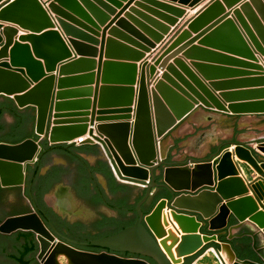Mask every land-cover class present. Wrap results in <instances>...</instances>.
Wrapping results in <instances>:
<instances>
[{"label": "water", "instance_id": "1", "mask_svg": "<svg viewBox=\"0 0 264 264\" xmlns=\"http://www.w3.org/2000/svg\"><path fill=\"white\" fill-rule=\"evenodd\" d=\"M222 1L227 2L213 0L189 22L188 29L202 23L215 9H220ZM23 2L31 3L40 12L45 18L46 25L33 26L17 16L14 11ZM57 2L63 3V0ZM250 2L256 5L264 20V1ZM49 9L58 16H67L54 4H49ZM241 9L248 14L264 42V29L253 13L249 12V5L242 4ZM234 16L251 42L261 49L238 10L234 11ZM0 20L18 24L36 33L42 32L43 26L48 27L51 24L48 11L39 0H14L1 5ZM61 25L67 33L69 27L62 21ZM225 25L233 27L231 20L222 26ZM185 32L183 30L174 41ZM14 34L15 30L12 27H4L0 23V43L3 42L0 47L1 185L4 187L25 185L30 165L32 172L40 175H46L51 171V191L44 199L45 204L51 206L55 213L67 216L71 221L80 219L88 221L98 213L117 216L124 207L130 210V215H134V211L136 219L133 224L115 233L90 241V245L105 250L100 253L78 251L74 245L79 242L67 237H63L65 241H58L52 234H46L40 227L41 218L36 212L9 217L0 224V232L11 233L23 228H33L38 233L46 234L47 239L40 237V257L49 254L51 264H174L163 249L160 239L169 234L166 226L170 224L180 232L175 222L180 225L183 232L177 247V255L184 257V260L179 264H194L209 250H214L221 262L227 264L222 257L221 248L223 243L232 245L231 238L227 236V232L233 226L230 225L232 219L244 224L248 218L264 232V192L259 191V187L264 184V159L260 155L264 153V141L259 142L256 147L234 143L233 149L225 151L219 159L213 157L206 160L193 159L186 164H170L160 156V139L183 120L196 104L201 102L206 107L229 110L216 100H212L213 103L206 101L180 78L186 86V89L182 88L168 74H164L162 80H158L155 87H152L155 67L161 64L169 47L154 60V64L149 62L142 64L140 78L138 65L135 63L132 65L134 73L129 83L120 87L102 88V91L118 89L124 92L126 97L121 103L100 105L99 108L108 111H100L98 119H95L93 111L91 120L78 117L65 121L62 112L66 103L60 101L64 93L57 92L54 97L53 76H45L36 82L24 67L12 65L9 58L10 48L15 42ZM47 37H54L64 44L58 31L26 35L19 39L32 44L34 53L44 60L47 70L50 71L54 62H50L39 50L40 40ZM250 60L257 62V58L253 56ZM253 67L264 71V67L260 65ZM169 69L176 73L171 67ZM176 75L178 76L177 73ZM164 81H169L173 88L189 100L168 87ZM62 83L63 81L60 85ZM137 83L138 89L135 87ZM204 92L208 94L206 89ZM190 94H195L198 101ZM4 95L12 97L17 106L24 109H18L13 99ZM236 106L238 105H230L229 108L237 113L239 111ZM24 113L31 115L27 129L13 132L12 128L18 125ZM114 113L118 115L106 116ZM111 119L119 121L101 123L97 125L95 133L93 127L96 121ZM88 132L99 144L89 140L78 146L72 145L68 149L64 147L67 142ZM233 156L246 161L261 178L247 184L240 176L241 168L234 162ZM113 172L123 182L117 181ZM234 183L242 186L241 194L249 192V188H252L254 196L244 195L239 199H230L234 195L230 193L228 185ZM133 184H140L142 187ZM124 189L131 191V196L125 199L119 195L120 190ZM205 189H215L223 200H227L225 205L221 204L219 215L222 214L224 206L231 214L227 215L222 225L215 226V218H207L200 211L180 207L177 203L180 195L198 194ZM14 193L6 192L4 197L6 200H12ZM157 197L160 199L153 204ZM164 209L169 210V215L162 219ZM124 253H130L132 256ZM0 259L3 260V256L0 255ZM232 264L255 263L242 261L237 256Z\"/></svg>", "mask_w": 264, "mask_h": 264}, {"label": "crops", "instance_id": "2", "mask_svg": "<svg viewBox=\"0 0 264 264\" xmlns=\"http://www.w3.org/2000/svg\"><path fill=\"white\" fill-rule=\"evenodd\" d=\"M12 1L14 0H0V6ZM39 1L48 11L51 21L50 26H43L42 32H32L8 21L0 20V23L15 30V42L10 48L9 58L12 65L24 67L36 82L45 76H53L54 97L57 92L64 93L60 101L66 103L62 112L65 121L78 117L91 120L93 111L95 119H98L100 111H108L99 108L100 105L121 103L126 97L124 92L118 89L102 91V88L120 87L129 83L134 73L132 65L135 63L138 65L140 78L142 64H154V60L169 47L161 64L155 67L152 87H155L158 80H162L164 74H168L182 88L186 89V86L181 79L206 101L213 103L212 100H216L229 110L206 107L201 102L196 104L183 120L160 139L159 153L163 159L170 164H186L193 159L206 160L212 157L219 159L225 151L233 149L234 143L255 147L264 141V71L253 67H264V42L241 5H249V12L253 13L263 29L264 20L250 0L222 1L220 9H215L202 23L190 29L189 22L213 0H63V3L57 0ZM49 4H54L67 16L56 15L49 9ZM235 10L239 11L261 49L246 35L234 16ZM14 13L33 26L45 23V18L29 2L20 3ZM229 20L234 28L229 25L222 26ZM61 21L69 27L67 33L63 30ZM183 30L186 31L185 34L174 41ZM47 31H58L64 41L61 44L54 37L40 40V52L50 62H54L50 71L47 70L44 60L34 53L32 44L19 39ZM2 44L3 42L0 47ZM252 56L257 58V62L250 60ZM61 81L63 83L60 85ZM164 83L186 98L169 81ZM138 86L137 83L136 89ZM190 95L198 101L195 94ZM14 103L17 106L15 101ZM230 105H238L236 109L239 112H232ZM36 115L35 108V123ZM116 115L118 114H106L107 117ZM116 121L119 120L96 121L93 129L96 133L97 125ZM80 137H84L81 142L78 140ZM89 140L99 144L88 132L67 142L64 147L68 149ZM260 155L264 159V153ZM233 160L240 166V176L247 184L261 178L246 161L237 156H233ZM114 176L116 177L115 174ZM116 180L123 182L117 177ZM133 185L142 187L140 184ZM228 187L234 195L230 199H239L244 195L254 196L252 188L241 194L242 186L239 183L230 184ZM259 191L264 192V184L259 187ZM159 199L160 197L155 198L153 204ZM177 203L180 207L200 211L207 218H215V226L222 225L227 215L231 214L224 206L222 214L219 215L221 204L225 205L227 200H223L215 189H205L198 194H182ZM166 211L169 213L168 209ZM175 224L180 232L172 224L170 226L177 233L178 246L183 232L180 225L177 222ZM230 225L233 226L227 236L231 238L232 245L223 243L225 247L221 254L225 252L226 257H233L234 260L238 256L242 261L264 264L263 229L248 218L244 224L232 219ZM167 230L169 232V227ZM183 260L184 258L181 262Z\"/></svg>", "mask_w": 264, "mask_h": 264}, {"label": "flooded vegetation", "instance_id": "3", "mask_svg": "<svg viewBox=\"0 0 264 264\" xmlns=\"http://www.w3.org/2000/svg\"><path fill=\"white\" fill-rule=\"evenodd\" d=\"M30 120V113H24L12 131L27 129ZM44 155L45 153L42 157ZM25 181V185L8 187L2 186L0 182V224L9 217L36 212L41 218L40 227L46 234H52L58 241H65L63 237H67L79 242L74 245L78 251L100 253L105 250L90 245V241L115 233L133 224L136 219L134 211V215H130V210L122 207L117 216L98 213L88 221L83 219L71 221L69 217L55 213L51 206L45 204L44 197L51 191V171L46 175H40L32 172L29 165ZM11 191L15 192L13 199L6 200L4 194ZM119 195L125 199L131 196V191L120 190ZM46 234L38 233L33 228H23L11 233L0 232V255L4 258L0 259V264H51L49 254L40 257L41 238L47 239ZM124 255L132 256L130 253Z\"/></svg>", "mask_w": 264, "mask_h": 264}, {"label": "rangeland", "instance_id": "4", "mask_svg": "<svg viewBox=\"0 0 264 264\" xmlns=\"http://www.w3.org/2000/svg\"><path fill=\"white\" fill-rule=\"evenodd\" d=\"M166 215L168 216L169 214L164 209L163 210L162 219ZM170 225L169 226H166V229L169 227V234L166 237L161 238L160 239V243H161L163 249L166 251V253L170 257V259L172 260V262L174 264H179L180 261L177 259V252L175 250V247L177 246L178 236H177V233L175 232L174 228L172 226H170ZM224 247L225 246L222 245L221 250ZM225 256H227V253L223 252L222 257L224 258L225 262L227 264H232L234 258L232 257V259H231V258H228V257H225ZM181 258H184V257H181ZM197 264H223V263L221 262V260L219 259V257L215 253V251L214 250H211L208 254H206L205 256H203L201 258V260Z\"/></svg>", "mask_w": 264, "mask_h": 264}, {"label": "bare ground", "instance_id": "5", "mask_svg": "<svg viewBox=\"0 0 264 264\" xmlns=\"http://www.w3.org/2000/svg\"><path fill=\"white\" fill-rule=\"evenodd\" d=\"M177 247H178V246L175 247L176 252H177ZM177 259H178V260L180 261V263H181L182 258H181V257H178V255H177ZM232 263H233V262H232Z\"/></svg>", "mask_w": 264, "mask_h": 264}, {"label": "built area", "instance_id": "6", "mask_svg": "<svg viewBox=\"0 0 264 264\" xmlns=\"http://www.w3.org/2000/svg\"><path fill=\"white\" fill-rule=\"evenodd\" d=\"M84 137H80L78 140L81 142L83 141Z\"/></svg>", "mask_w": 264, "mask_h": 264}, {"label": "trees", "instance_id": "7", "mask_svg": "<svg viewBox=\"0 0 264 264\" xmlns=\"http://www.w3.org/2000/svg\"><path fill=\"white\" fill-rule=\"evenodd\" d=\"M6 107V106H5Z\"/></svg>", "mask_w": 264, "mask_h": 264}]
</instances>
